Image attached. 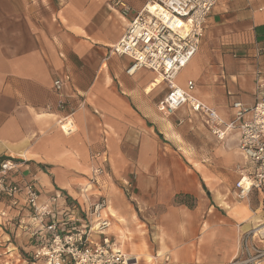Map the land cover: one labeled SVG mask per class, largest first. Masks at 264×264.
<instances>
[{"label": "crops", "instance_id": "obj_1", "mask_svg": "<svg viewBox=\"0 0 264 264\" xmlns=\"http://www.w3.org/2000/svg\"><path fill=\"white\" fill-rule=\"evenodd\" d=\"M122 1L127 13L117 0H0V162L22 163L16 178H35L43 199L62 192L85 210L88 197L103 194L110 234L131 257L227 264L241 235L264 222V189L244 201L234 193L236 166H252L238 129L222 140L188 105L166 113L168 83L150 70L129 75L130 59L109 55L147 2ZM67 76L60 95L54 81ZM190 80L225 122L235 101L252 107L264 97V0L218 2L175 83ZM66 116L72 134L61 129ZM98 166L105 173L92 183ZM134 174L127 195L138 208L115 181ZM178 193L196 196V205L176 203ZM28 216L22 197L0 201V240L11 232L17 246L28 245V228L18 226Z\"/></svg>", "mask_w": 264, "mask_h": 264}, {"label": "built area", "instance_id": "obj_2", "mask_svg": "<svg viewBox=\"0 0 264 264\" xmlns=\"http://www.w3.org/2000/svg\"><path fill=\"white\" fill-rule=\"evenodd\" d=\"M220 0H147L134 16L121 39L110 47L109 55L126 57L131 63L129 75L141 70L155 72L169 85V91L160 106L170 114L188 105L210 131L224 139L228 131L238 129L239 149L250 161L251 167L236 166L238 175L234 193L238 200L249 199L254 189H264V97L252 107L242 101L232 104L234 117L225 122L217 110L201 102L194 94V81L187 87L175 83L177 75L198 53L205 34V24ZM124 13L130 8L122 0ZM178 19L179 23L174 21ZM65 79L54 81V89L62 94ZM264 88V82L260 88ZM59 107L65 108L60 100ZM249 115V116H248ZM65 134L75 131L72 118L60 119ZM22 163L13 159L0 162V201L14 202L23 198L28 218H20L18 226L28 228L29 244L26 255L18 254L25 264H137L110 234L112 215L108 200L99 194L95 200L88 197L87 209L70 201L64 193L42 198L37 180L16 178ZM105 173L103 166L94 169L92 183ZM126 186H131L125 180ZM89 189H85L87 192ZM26 250V248H24ZM264 263V222L245 231L240 237L237 256L229 264Z\"/></svg>", "mask_w": 264, "mask_h": 264}, {"label": "rangeland", "instance_id": "obj_3", "mask_svg": "<svg viewBox=\"0 0 264 264\" xmlns=\"http://www.w3.org/2000/svg\"><path fill=\"white\" fill-rule=\"evenodd\" d=\"M157 77H158V75H157ZM162 83H164V81ZM167 88H168V90L170 89L169 85H167ZM183 117L186 118L187 116H183ZM188 118H189V116L186 119H188ZM222 140H224V139H222ZM235 171H236V169H235ZM130 178L132 180L131 179L130 180L128 179V180H129V183L131 186H126L125 182H124L125 180H123V179H115V181H116V184L121 188V193H124L125 198L129 199L131 202H133L135 204L136 208H138L139 206H138L137 201L132 200L130 198V196L127 195V193H129L130 195L133 194V186H135V184H136L135 183L136 182V175L134 174ZM125 186L128 187L130 192L123 191L125 189ZM9 233L11 234L10 239L4 238V240L3 239L0 240V264H25V263H23L22 259L19 258L18 254L26 255L28 248H26V250H25L23 247H28V245L16 246L17 242L15 241V235H14L15 233H13V234L11 232H9ZM151 254H155V253H151ZM151 254L148 251H146V252H142V253H138V254H132V257L134 259H137V261H138L137 264H171L168 262L165 263L163 261H157L156 259H154V257L151 256ZM232 261L233 260H231L227 264L231 263ZM192 264H201V263H192Z\"/></svg>", "mask_w": 264, "mask_h": 264}, {"label": "trees", "instance_id": "obj_4", "mask_svg": "<svg viewBox=\"0 0 264 264\" xmlns=\"http://www.w3.org/2000/svg\"><path fill=\"white\" fill-rule=\"evenodd\" d=\"M176 203L185 204L190 208H193L196 205L197 198L196 196L188 193H178L175 196ZM17 246V245H16Z\"/></svg>", "mask_w": 264, "mask_h": 264}, {"label": "bare ground", "instance_id": "obj_5", "mask_svg": "<svg viewBox=\"0 0 264 264\" xmlns=\"http://www.w3.org/2000/svg\"><path fill=\"white\" fill-rule=\"evenodd\" d=\"M174 21H175L176 23H179L178 19H176V18H174Z\"/></svg>", "mask_w": 264, "mask_h": 264}]
</instances>
